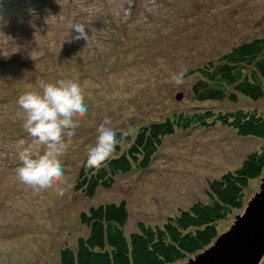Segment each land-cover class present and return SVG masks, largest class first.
Masks as SVG:
<instances>
[{
	"label": "rangeland",
	"instance_id": "obj_1",
	"mask_svg": "<svg viewBox=\"0 0 264 264\" xmlns=\"http://www.w3.org/2000/svg\"><path fill=\"white\" fill-rule=\"evenodd\" d=\"M74 20L86 25L88 45L73 39ZM260 35L264 0H48L43 13L0 19V264H61V251L76 250L79 237L89 233L81 212L96 204L125 200L124 234L130 238L141 223L163 225L180 209L211 201L213 181L263 150L264 97L199 104L191 98L194 78L184 76L176 85L172 76ZM60 79L81 86L88 111L75 135L64 138L65 181L36 193L16 175L17 142L32 144L17 100L26 91H39L41 80ZM202 107L248 115L260 125L258 134L239 136L220 123L179 130L165 137L147 169L119 174L111 188H99L93 197L77 190L79 169L105 116L117 129ZM32 151L43 154L42 147ZM263 189L264 172L250 181L245 207L220 222L218 237ZM216 240L176 264L205 254Z\"/></svg>",
	"mask_w": 264,
	"mask_h": 264
},
{
	"label": "trees",
	"instance_id": "obj_2",
	"mask_svg": "<svg viewBox=\"0 0 264 264\" xmlns=\"http://www.w3.org/2000/svg\"><path fill=\"white\" fill-rule=\"evenodd\" d=\"M52 1V0H51ZM48 0H0V19H26L45 12ZM192 76L191 98L196 103L238 102L240 96L252 100L264 97V35L242 41L227 52L205 63L189 67ZM233 128L239 136H255L260 125L250 116L218 112L202 107L174 111L161 120H152L131 129L117 145L112 156L97 169H85L87 156L79 169L76 188L93 197L99 188L109 189L119 174L147 169L158 153L165 137L196 126L217 125ZM5 131V130H4ZM1 131L4 134L6 131ZM1 135V133H0ZM7 139V134L4 135ZM18 155V152H17ZM21 162V161H20ZM264 172V148L252 153L244 166L227 172L211 183L209 202H197L189 209H180L163 225L139 224V231L130 238L124 234L129 219L125 200L105 202L82 211L80 220L89 233L79 237L77 249L61 251V264H176L209 247L219 236V224L246 205V190L252 180ZM261 264H264V259Z\"/></svg>",
	"mask_w": 264,
	"mask_h": 264
},
{
	"label": "clouds",
	"instance_id": "obj_3",
	"mask_svg": "<svg viewBox=\"0 0 264 264\" xmlns=\"http://www.w3.org/2000/svg\"><path fill=\"white\" fill-rule=\"evenodd\" d=\"M69 28L76 33L74 40L83 39L89 44L92 36L88 35L84 23L74 20ZM186 71L182 69L173 74L176 85L184 82ZM38 87L39 91H26L17 100L25 114L23 128L32 138V144L25 147L24 140L17 142L21 166L16 169V175L20 182L36 193L58 188L60 182L65 181L60 160L65 152L64 138L75 135L78 121L88 111L83 90L77 82L60 79L52 83L41 80ZM110 125L111 119L105 116L97 128L95 145L88 149L85 169L101 168L122 139L131 134V129H121V139H117V131ZM41 147L43 154L32 151Z\"/></svg>",
	"mask_w": 264,
	"mask_h": 264
},
{
	"label": "water",
	"instance_id": "obj_4",
	"mask_svg": "<svg viewBox=\"0 0 264 264\" xmlns=\"http://www.w3.org/2000/svg\"><path fill=\"white\" fill-rule=\"evenodd\" d=\"M182 95H178L180 98ZM264 259V189L232 228L205 254L183 264H261Z\"/></svg>",
	"mask_w": 264,
	"mask_h": 264
}]
</instances>
